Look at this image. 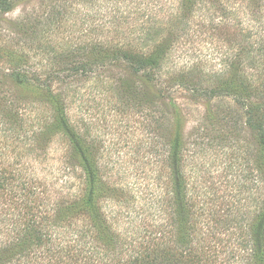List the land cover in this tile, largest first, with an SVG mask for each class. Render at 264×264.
Listing matches in <instances>:
<instances>
[{"label": "trees", "instance_id": "1", "mask_svg": "<svg viewBox=\"0 0 264 264\" xmlns=\"http://www.w3.org/2000/svg\"><path fill=\"white\" fill-rule=\"evenodd\" d=\"M195 18L223 28L217 71L170 61ZM21 24L0 45V264H264V0H53ZM96 98L125 123L115 147L84 118ZM190 102L207 105L193 141ZM243 125L258 157L239 198L202 158L236 160Z\"/></svg>", "mask_w": 264, "mask_h": 264}, {"label": "rangeland", "instance_id": "2", "mask_svg": "<svg viewBox=\"0 0 264 264\" xmlns=\"http://www.w3.org/2000/svg\"><path fill=\"white\" fill-rule=\"evenodd\" d=\"M51 1L53 0H13L10 10L4 9L0 4V45L5 47L6 54H8V52L10 53L14 51V44L12 42L13 38L25 37L24 33L27 28L21 24V21H23L28 15L33 16L44 11V9L50 5ZM194 21V24L191 25L192 30L189 32V34H186L187 36L185 35L186 37L184 36L185 38L182 40L181 45H178L179 53L176 54L175 58L172 57L170 61L177 68L182 67L183 69V67H189V65L195 64L198 66L201 65L203 69L209 72L213 70L217 71L223 66V58L225 57L226 59V56H223L224 52L226 51L224 44L225 34L223 28L217 26L215 23H209L208 21L204 22L198 18H195ZM50 33L51 32H49V34ZM52 36H54V34H52ZM180 53H182L181 57L177 58ZM103 96H105V94H103ZM98 98L95 99L97 101H92L91 104L85 106L87 112L84 113V118L89 120L93 117V120L97 121L96 123L101 134L103 130L106 129V127L108 128V124L114 125V130L117 128L116 132L114 135L108 133L106 140L107 145L115 147L114 144L119 143V139L115 137H118L123 132L128 134L124 128L125 123L121 122L120 124L119 120L121 119L115 118L114 113H109L104 108V103ZM177 104L179 105L180 102L178 101ZM181 108L184 110V113H181L182 117L179 116V121L181 120L179 127L182 126V131L184 132L186 138H191L193 141L197 138L199 132H201V121L207 114V105L204 102H190L189 106L186 108L181 106ZM105 115L108 116L105 117ZM217 121L218 120L213 119L212 122L205 123L208 132H215V130L220 129ZM235 129L237 131L236 140L238 138L241 141L240 147L236 148L237 153L234 154V158L236 160H233L229 153L230 151L228 150L214 151L211 149L212 151L202 158V162H204L205 166H208L213 173L208 178L210 183L221 180L230 181L231 179L233 181L241 180V185L234 187V193L235 195H239V198H245L249 196L248 192L245 190L247 187H249V185L247 186L244 183V185H246L243 186L245 189L242 187V181H244V172L242 173V171L246 166L251 172L252 168L256 169L255 162L258 157V145L251 132L245 125L236 126ZM122 145L123 144L120 146ZM241 145H243L242 148ZM247 145L251 148L245 151V149H247ZM244 146L246 147L244 148ZM227 151L228 153H226ZM58 156L59 155L57 153H54L55 160L58 159ZM244 160L247 162V164ZM232 163L236 165V169L234 171L235 174H231V170L228 172L225 171V169H228ZM218 172L222 177L217 176ZM131 181L133 180L131 179ZM141 182L142 184L148 183V181L144 180H141ZM141 182L139 181V184H141ZM143 186L144 185L140 187L141 190H143Z\"/></svg>", "mask_w": 264, "mask_h": 264}]
</instances>
